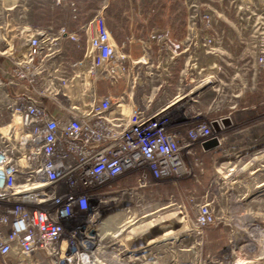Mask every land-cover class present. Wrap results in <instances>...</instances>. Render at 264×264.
<instances>
[{"label": "built area", "instance_id": "obj_1", "mask_svg": "<svg viewBox=\"0 0 264 264\" xmlns=\"http://www.w3.org/2000/svg\"><path fill=\"white\" fill-rule=\"evenodd\" d=\"M52 1L54 10L67 13L77 27L70 30L55 17L46 25L21 27L22 45L11 50V66L6 77H0L2 264H83L84 257H96V237L78 219L90 203L100 204L123 176L134 172L141 188L164 181L176 184L189 172L185 156L193 154L196 143L216 137L218 121L204 119L201 111L180 119L176 112H164L170 100L149 112L126 88L120 93L112 90L125 78L127 62H133L125 52L133 40L118 41L109 28L105 11L110 0H102L89 18L87 0ZM208 17L200 11L189 15L187 40L192 36L204 45L214 43L203 28ZM260 27L255 32L263 37L258 62L264 69ZM148 39L165 45L159 58L176 53L187 42L173 39L170 28L153 31ZM69 45L84 49L82 58H69ZM144 52H150V42ZM105 83L110 88L100 89ZM64 99L71 101L69 106ZM15 115L20 116L19 126L12 123ZM102 187L106 192H99ZM194 219L198 229L214 223L212 204H199Z\"/></svg>", "mask_w": 264, "mask_h": 264}, {"label": "rangeland", "instance_id": "obj_2", "mask_svg": "<svg viewBox=\"0 0 264 264\" xmlns=\"http://www.w3.org/2000/svg\"><path fill=\"white\" fill-rule=\"evenodd\" d=\"M101 1H86V18L95 14ZM145 3L140 11H131L120 0H110L105 11L113 33H119L120 37L129 35L138 50L141 41L130 32L141 40L150 35V6L154 4L153 0ZM170 3L172 23L178 34L188 28L190 14L208 12L211 20L204 18L203 28L213 35L214 43L204 45L189 36L185 46L170 54L174 61L167 71L160 66L165 54L159 58L153 53L150 58V52L126 50L132 59L147 54L150 62L146 65L127 62L125 78L111 88L116 93L126 88L149 112L161 109L177 95H190L193 99L179 111L185 115L201 111L204 119L217 120L215 135L221 143L210 149L196 143L193 154L185 156L189 172L176 184L164 181L141 188L135 172L123 176L118 181L119 187L106 193L104 201L97 205L99 212L89 227L100 234V227L106 224L111 228L128 223L135 227V234L139 230L149 232L150 237L139 234L129 238L135 234L122 230L119 236L123 240L127 237L126 242L136 247L145 245L148 239L174 242L149 246L148 253L156 260L155 264H264V69L258 62L263 37L255 32L257 26L264 27V23H259V16H264V0H170ZM6 5L11 7L5 11L11 17L6 32L11 31L12 49L22 45L23 34L17 28L21 19L26 20V29H32L48 24L54 10L52 0H9ZM209 79V83L201 82ZM168 81L170 86L164 88ZM108 86L105 83L100 89ZM64 103L69 106L71 101L64 99ZM180 133L185 135V130ZM125 188L134 189L119 198L124 192L116 190ZM106 190L102 187L99 192ZM113 196L117 198L111 200ZM204 202L212 204L216 219L205 229H198L194 217L199 204ZM94 211L81 213L78 219L90 224ZM102 220L105 225H100ZM122 226L118 228L123 229ZM107 252H97L98 257ZM142 253L138 251L136 255ZM127 254L130 253L123 257ZM240 256L244 261H238ZM117 260L120 258H114L113 262Z\"/></svg>", "mask_w": 264, "mask_h": 264}, {"label": "crops", "instance_id": "obj_3", "mask_svg": "<svg viewBox=\"0 0 264 264\" xmlns=\"http://www.w3.org/2000/svg\"><path fill=\"white\" fill-rule=\"evenodd\" d=\"M9 0H0V10H4V12H0V63L2 64L3 70L0 71V77L1 78H5L6 77V71L10 68L11 66V55L10 52L12 50V47L10 46V30H8V35L5 36V34H7L6 29L9 28L8 26L10 25V21H11V17H10V12H6L5 10H10L11 7L8 6L7 7V2ZM120 4L126 7H130V10H141L142 7L145 6V0H120ZM153 6H150V34L153 31H157V30H161V29H165V28H170V35L173 39H176L177 41H181V40H185V42L187 41V37H188V28H184V31H182L181 33H177V29H175L174 24L172 23V11H171V3L170 0H153ZM158 5H161L160 7ZM50 19L52 18H58V19H62V21L68 25L70 30H73L77 27V24L74 23L73 21H71V19L69 18L67 13H64L62 11H60V9H56V10H52L50 12L49 15ZM144 20V19H143ZM123 22H120V25H122ZM26 25V20L25 19H21L20 22L18 23L17 28L20 29L21 27H24ZM132 33L137 41H141V49L138 50L136 49V47L134 46V42L132 41V43L129 45V48L127 50L129 51H134V52H141L145 50V47L147 45H149L150 42V58L152 57L153 53H158L159 49L161 47H164L165 45H163V43L161 42H156L154 40L149 41V35L147 36V40H141V37H137L135 35V33L132 31L130 32ZM141 35V33L139 34ZM142 36V35H141ZM117 40L118 41H124L126 39H130L129 35H123L120 37L119 33L116 34ZM143 37V36H142ZM144 39V38H143ZM135 40V41H136ZM84 45H86V43L84 42ZM186 45V43H185ZM83 52L84 49L82 50H72L71 49V45H69L68 48V57L71 59H80L83 56ZM148 53V52H147ZM174 61V58L172 55H168L164 58V60L161 62L160 66L163 67V69L165 71L169 70L172 63ZM149 61V56H147V54H144L143 56L139 57L138 59H133V63L138 64L141 63L142 65H146L148 64ZM171 62V63H170ZM164 88H167V86H170V82L168 81L164 83ZM10 91L12 93L16 92V89H10ZM4 89L0 88V117L3 116L4 113V108H3V104H4ZM128 223H120L118 225L111 226V229L115 230L117 229L119 226L123 225L125 229V231H129V229L131 230V232H133L135 229V227H130V225H127ZM125 225V226H124ZM133 225V224H131ZM138 227V226H136ZM123 228V229H124ZM130 232V231H129ZM151 240V239H150ZM127 243H130L129 241H127ZM174 243V242H172ZM134 245V244H133ZM0 264H2L1 259H0Z\"/></svg>", "mask_w": 264, "mask_h": 264}, {"label": "bare ground", "instance_id": "obj_4", "mask_svg": "<svg viewBox=\"0 0 264 264\" xmlns=\"http://www.w3.org/2000/svg\"><path fill=\"white\" fill-rule=\"evenodd\" d=\"M248 2H252V0H248ZM259 19L262 20V19H264V17L259 16ZM263 23H264V21H263ZM261 28H263V27H260V29ZM125 74H124V77H125ZM210 81H211V79H209L208 81L205 80V81H201V82H208L209 83ZM201 82H198V84ZM196 88H198V87H196ZM71 96H72V100H74L75 96L74 95H71ZM192 99L193 98L190 95H177L176 98L173 99V101L171 100L172 103L167 105L164 108V112H176L177 116L180 119H183L185 117V113H184V111H179V109L181 110V108L185 107V105L188 104V102ZM82 101L84 102V99H82ZM12 123H13V125L19 126L21 123L20 122V116L15 115ZM217 125H218L217 122L214 121V126H217ZM219 128L223 129V126L221 125V123H219ZM7 129H8V126L3 124L2 125V131L6 132ZM218 142H219V144L221 143L220 138L218 139ZM126 194H128V193L121 194L119 198L127 196ZM116 198L114 196L110 197L111 200H114ZM93 205L96 207L94 208ZM96 208H97V201L91 202L89 209L86 210V212H90L92 210H95L93 213L94 214L93 219L91 220V223L88 225H91L94 223L93 220L96 217L95 215L97 213ZM126 210H130V206L129 207L126 206ZM64 216H65L64 218L70 220V217L66 216V214H64ZM102 223L105 225V220H102L100 225ZM85 224H87V223H85ZM152 226H153V224H151L149 226V228ZM107 227L109 229L110 225L107 226V224H106L105 226H101L100 228H102V230H101L100 234L95 233L91 228H90V230H91V232H93V234L96 237L95 244H96L97 252H102V253L104 251H109V252L105 253L101 258L98 257L97 252H96V257H88L86 255H89V254H83L84 256H86L83 258V261H84L83 264H155L156 260L152 259L150 256V253H148V251L150 250L149 246L152 244H156L155 247H160V246H164V245H170V244L172 245L173 244L172 242H168L165 240H157V239H151L150 240V239H148V241H146L145 245L136 247L135 245H133V244L131 245V243L126 242V239H128L127 237H125L124 240H123V237H120L126 228H124V229L118 228L116 230H113L110 228L111 231H107V229H106ZM122 230H123V232H122ZM129 231L131 232V230H129ZM139 232L140 233H136V234L132 232L135 235H131V236H129V238L130 237L134 238L135 236H137L139 234H143L146 237H150L148 235L149 232L148 233H144V232L141 233V230H139ZM162 242H165V244ZM112 246H115V247H112ZM108 247H111L112 249L108 248ZM138 251H141L143 253L141 255H136V253ZM126 253H130V254H127L126 257H123V255H126ZM114 258H120V260L113 262ZM238 261L241 262V261H244V259L240 256Z\"/></svg>", "mask_w": 264, "mask_h": 264}, {"label": "water", "instance_id": "obj_5", "mask_svg": "<svg viewBox=\"0 0 264 264\" xmlns=\"http://www.w3.org/2000/svg\"><path fill=\"white\" fill-rule=\"evenodd\" d=\"M218 143H219V142H218V138L213 137V138L208 139V140H206L205 142H203V147H204L205 149H210V148L216 146Z\"/></svg>", "mask_w": 264, "mask_h": 264}]
</instances>
